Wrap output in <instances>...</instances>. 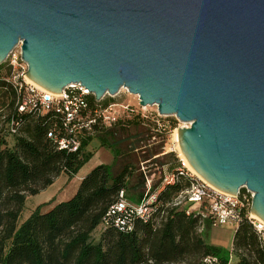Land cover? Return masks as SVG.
Returning a JSON list of instances; mask_svg holds the SVG:
<instances>
[{"label":"water","instance_id":"water-1","mask_svg":"<svg viewBox=\"0 0 264 264\" xmlns=\"http://www.w3.org/2000/svg\"><path fill=\"white\" fill-rule=\"evenodd\" d=\"M96 102L121 89L188 127L181 154L214 189L253 197L264 223V0H0V64Z\"/></svg>","mask_w":264,"mask_h":264},{"label":"trees","instance_id":"trees-1","mask_svg":"<svg viewBox=\"0 0 264 264\" xmlns=\"http://www.w3.org/2000/svg\"><path fill=\"white\" fill-rule=\"evenodd\" d=\"M10 72L6 64H0V264H202L208 256L219 264H264V247L245 218L233 231L227 250L207 241L208 228L199 230L205 223L200 215L187 214L185 207L175 205L192 183L178 159L162 172L175 175L176 182L157 194L148 218L135 219L128 233L103 226L120 190L137 204L160 187L161 178L158 184L146 186L140 164L161 152L144 156L136 146L140 133L129 134L130 129L139 130L143 120L120 117L110 127L94 125L76 152L58 149L56 140L64 136L63 115L53 109L42 116L19 115L16 131L11 133L16 107L14 91L6 82ZM85 102L83 115L113 105L96 102L92 95ZM94 140L111 151L112 165L92 168L70 198L42 203L19 222L27 197L47 189L61 175L70 180L79 173L92 157L87 147ZM167 156L173 154L162 157ZM179 169L184 174L178 175Z\"/></svg>","mask_w":264,"mask_h":264},{"label":"built area","instance_id":"built-area-1","mask_svg":"<svg viewBox=\"0 0 264 264\" xmlns=\"http://www.w3.org/2000/svg\"><path fill=\"white\" fill-rule=\"evenodd\" d=\"M5 64L11 71L6 82L11 85L15 94L16 117L10 120L11 133L16 131V126L20 121L19 115L32 112L42 116L53 109L63 115L64 136L56 140L58 149L76 152L81 140L94 125L100 123L104 127H110L119 120L121 113L119 109L122 112L128 109L114 104L86 112L83 115L81 111L86 108L85 99L91 94L79 84L67 86L60 94L38 88L26 78L27 65L20 58L19 47L7 56ZM181 165L186 175L192 179V183L189 189L177 198L175 205H183L187 214L200 215L202 222L208 221L212 228L225 227L234 231L243 217L257 234L260 247H264V223L250 213L253 193L245 188L239 190L236 195L220 192L194 176L183 163ZM182 174H184L183 170L179 169L178 175ZM176 180L177 177L173 174H163L157 193L146 194L137 204L128 201L124 191L120 190L115 203L103 218V226L110 225L121 233L131 232L134 220L148 218L152 205L156 202L157 194L165 185L173 184ZM200 228H203L202 223ZM202 264H219V262L216 258L208 256L202 260Z\"/></svg>","mask_w":264,"mask_h":264},{"label":"rangeland","instance_id":"rangeland-1","mask_svg":"<svg viewBox=\"0 0 264 264\" xmlns=\"http://www.w3.org/2000/svg\"><path fill=\"white\" fill-rule=\"evenodd\" d=\"M2 64H5V62ZM100 102L127 107L128 109L124 112L118 108L119 112H121L120 117L123 120H130L136 118V116L143 120V125L139 130L130 129L129 134L133 135L135 132L140 133V143L136 144V146L141 148V153L144 154V156L152 155L155 152H161L159 156H153L147 162H142L140 164L141 170L144 171L147 176L145 178L147 187H149L150 184H158L159 179L162 177V172L167 171L170 165L174 164L175 160L178 159L183 163L179 157L180 150L177 143V130L188 127V123L179 121L174 115H159L156 106H139L138 98L127 93L123 89L112 97L105 95ZM8 143L10 145L11 140H8ZM88 149L90 152L91 150L94 152H92V157L85 165L86 169H92L100 163L101 165H108L112 159L111 151L105 148H99L96 140L89 144ZM165 154H173V156H167L163 159L162 156ZM161 162L165 163L164 167L160 165ZM183 165L185 166L184 163ZM116 167H118V165ZM192 173L194 174V172ZM194 176L196 175L194 174ZM61 178L64 182L63 176H61ZM59 182L58 180L55 185L49 186L37 195L27 197L19 222L24 221L36 206L45 202L49 195L55 191ZM181 206L183 207V205ZM206 228H208L206 234L208 242L216 241L225 249L231 245V229H224L225 227L212 228L209 223L205 221L204 228H199V230L204 232ZM98 235L99 231L97 230L93 234L94 239H96Z\"/></svg>","mask_w":264,"mask_h":264},{"label":"crops","instance_id":"crops-1","mask_svg":"<svg viewBox=\"0 0 264 264\" xmlns=\"http://www.w3.org/2000/svg\"><path fill=\"white\" fill-rule=\"evenodd\" d=\"M99 147V146H98ZM99 148H101V147H99ZM87 151H89L90 152V150L88 149V147H87ZM92 152H94L93 150H91V153ZM92 155H93V153H92ZM113 163V156H112V159H111V161L108 163V165H111ZM104 164V163H103ZM98 165H101V163L100 164H98ZM91 169H86V166H84L80 171H79V173L76 175V176H74L73 178H71L70 180L68 179V177L67 176H65V175H61V176H63V178H64V182H63V180H62V178H61V176H59L57 179H55V181L53 182V184H52V186L53 185H55L56 183H57V181L59 180L60 182H59V184H57V186H56V189H55V191L51 194V195H49V197L46 199V201L45 202H43V203H47V202H49L50 200H54V201H56V202H59V201H64V200H66V199H68V198H70L73 194H74V192H75V190H76V187H77V185H78V183H79V181L90 171ZM62 181V182H61ZM42 204V203H41ZM40 205V204H39ZM224 229H230V228H224ZM232 230V229H231ZM232 236H233V230H232ZM231 241H232V239H231ZM211 244H213V245H216V246H218V247H221V245H219V243H217L216 241H212V242H210ZM231 248V245L227 248V250H229Z\"/></svg>","mask_w":264,"mask_h":264},{"label":"bare ground","instance_id":"bare-ground-1","mask_svg":"<svg viewBox=\"0 0 264 264\" xmlns=\"http://www.w3.org/2000/svg\"><path fill=\"white\" fill-rule=\"evenodd\" d=\"M36 86V85H35ZM38 87V86H37ZM39 88V87H38ZM179 157H180V159L182 160V162L185 164V167L189 170V171H192V172H194L193 171V169L191 168V166L187 163V161L185 160V158H184V156L181 154V152L179 151ZM194 174L197 176V177H199L195 172H194ZM200 178V177H199ZM201 179V178H200ZM202 181H204V180H202ZM205 182V181H204ZM209 185V184H208ZM209 186H211V185H209ZM212 187V186H211ZM213 188V187H212Z\"/></svg>","mask_w":264,"mask_h":264}]
</instances>
